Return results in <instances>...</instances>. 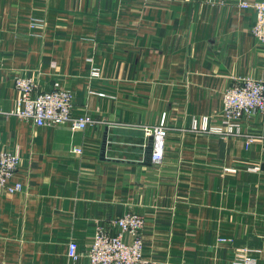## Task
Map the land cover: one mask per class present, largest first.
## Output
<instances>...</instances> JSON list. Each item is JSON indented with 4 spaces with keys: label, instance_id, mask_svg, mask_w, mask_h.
I'll return each mask as SVG.
<instances>
[{
    "label": "crops",
    "instance_id": "crops-1",
    "mask_svg": "<svg viewBox=\"0 0 264 264\" xmlns=\"http://www.w3.org/2000/svg\"><path fill=\"white\" fill-rule=\"evenodd\" d=\"M256 18L239 0H0V144L23 184L0 187V264H90L96 229L127 212L143 216L146 264H264V115L240 120L249 145L192 126L221 124L236 82H264ZM15 76L58 82L96 122L11 114ZM162 122L155 164L144 126Z\"/></svg>",
    "mask_w": 264,
    "mask_h": 264
},
{
    "label": "built area",
    "instance_id": "built-area-1",
    "mask_svg": "<svg viewBox=\"0 0 264 264\" xmlns=\"http://www.w3.org/2000/svg\"><path fill=\"white\" fill-rule=\"evenodd\" d=\"M212 1V0H211ZM244 8H254L257 18L252 27V33L264 42V0L250 2L239 0ZM91 75L100 76L99 69H93ZM15 86L18 92L16 106L11 114L22 119L32 120L37 125L69 123L73 129H85L96 122L91 114L77 116L73 112L74 94L62 87L58 82L48 90H39L33 78L15 76ZM224 110L222 123L215 126L194 123L193 129L209 131L221 136H244L247 144L254 141V136L243 133L240 120L255 113L264 115V82L254 78H243L224 91ZM146 134L154 135V149L151 160L155 164L163 161L166 150L168 127L165 122L156 126H144ZM81 152V148H75ZM20 164V156L0 144V187L10 192L23 189V184H10ZM117 231L109 233L105 226L96 229L94 243L88 250L90 264H146L144 258V219L140 213L127 212L114 220ZM77 243L69 244V255L78 257Z\"/></svg>",
    "mask_w": 264,
    "mask_h": 264
}]
</instances>
